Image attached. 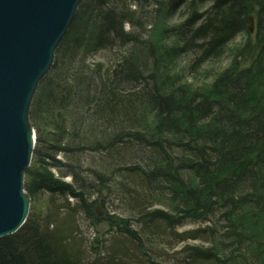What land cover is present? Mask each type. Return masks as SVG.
Listing matches in <instances>:
<instances>
[{"label": "trees", "instance_id": "16d2710c", "mask_svg": "<svg viewBox=\"0 0 264 264\" xmlns=\"http://www.w3.org/2000/svg\"><path fill=\"white\" fill-rule=\"evenodd\" d=\"M111 1L119 9L129 6L130 10L119 14L121 16L116 13V8L107 11L109 0H84L80 4L73 25L58 48V53L61 52L57 55L59 70H55L51 81H48V77L41 81L31 121L38 131L37 141L40 144L43 143L42 135L49 139L50 130L61 126L58 129L59 136L56 133L53 138L52 147L55 154L70 152V147L63 141L67 128L58 123L63 124V119H68L66 110L70 107L71 97L83 98L84 94L80 93L83 89L93 100H101L103 87L102 96L107 109L99 118L108 126L116 122L115 125L118 124L122 131L102 147H99L101 140H86L89 146L79 150L100 152L104 151L102 148L112 149L127 141V146L134 143L142 148L149 155L148 162L137 160L134 166L124 167L122 177L127 178L129 185L124 180L123 185H120L121 180L113 182L115 178L108 176V171L99 174L89 170L80 178L72 171L61 172L58 178L52 169L60 168V161L54 156L51 157L53 163H49L42 158H49L46 154L37 152L39 160L34 159V168L26 172L25 190L32 198L30 213L18 232L0 239V264H82L81 249L75 248L79 241L73 236L76 228L74 212L83 210L88 220L94 219L96 209L102 207V197L109 190L111 182L116 189L120 185L119 189L129 197L130 202L127 201L126 206L131 213L136 214V222L140 227L136 231L131 230L129 221L115 222L114 217L110 218L112 227L118 229L117 233L124 229L126 232L123 231V241H117L114 246V256L110 258L109 264H129L125 261L135 259V252L144 251L143 255L146 256L148 250L144 247V238L148 234L144 237L139 228L144 230L147 224L157 228L168 225L173 232L176 225L186 222L203 225L190 231L188 237L184 235L182 240L202 241L209 243L211 248L186 246L184 251H180V254L185 255L184 263L180 264H264V185L259 184V174L264 171V67L261 66L264 63V0H168L169 11L173 13L186 5L213 6L206 15L201 16L194 11V18L187 24L163 31V36L177 32V40L183 45L164 52V56H159L154 45L163 47L158 43L153 44L149 39V30L156 23L152 22L145 28L143 24L133 23L138 10L134 8L143 9L141 3L144 1ZM150 1L147 0L149 5L146 7H151V2L158 0ZM159 5L162 7L153 6L154 13L160 12L161 15L166 7ZM251 15L257 19L255 38L248 34L250 43L236 55L240 61L235 60L210 88L203 91L188 88L187 85H180L181 76L175 75L163 85L155 86L152 93H143L145 85L144 89H141V85L146 80L144 76L150 71L147 58H152L158 68L160 60L176 58L188 52V48H198V52H201L200 64L196 66L200 68L202 62L220 56L236 36L247 32ZM90 23L95 26L91 32L88 31ZM125 24L139 29V37L126 33ZM190 26H193L192 29ZM142 33L147 40L141 39ZM120 36H126L139 46L148 47L144 62L135 60L137 54L128 56L125 52L118 70H104L105 66L93 63L87 74L83 70L86 54L99 49H117L119 45L112 42ZM252 41L255 43L252 44ZM256 46L260 55L252 52ZM121 47L124 50V43ZM76 55L77 61L72 58ZM248 56L250 61L246 59ZM67 62L72 72L59 77L64 70L60 69ZM83 72L90 77L96 73V83H102L103 86H99L100 89L93 85L87 86L83 81L85 76L78 77ZM151 73L148 76L150 79L155 72ZM54 82L59 85L51 86ZM109 86L111 89L107 90ZM50 87L59 94L64 92L68 97L59 98L57 106L60 109L57 107L58 112L54 116L51 109L52 112L56 109V98ZM129 87H136L137 93L134 94ZM82 106L85 107V104ZM137 113L139 118L132 119ZM125 125L129 129L128 134H123ZM120 160L121 157L115 154L112 163L116 170L123 164ZM68 175L74 178L72 185L62 180ZM116 176H120L119 171ZM129 186L134 190L126 189ZM42 194L48 195L46 201ZM71 199L77 203L73 205ZM159 206L165 211L157 209ZM61 215L64 217L61 218ZM224 247L230 248V251L221 258L217 252L224 253ZM119 254L122 260H117ZM152 261L149 260L153 264H163ZM168 264L179 263L172 258Z\"/></svg>", "mask_w": 264, "mask_h": 264}, {"label": "rangeland", "instance_id": "374dc122", "mask_svg": "<svg viewBox=\"0 0 264 264\" xmlns=\"http://www.w3.org/2000/svg\"><path fill=\"white\" fill-rule=\"evenodd\" d=\"M84 0H81L79 5L83 3ZM144 2L141 3V6L143 9L139 8H134L138 9L136 10L135 18L133 19V23L136 24H143L144 28L146 25H151L153 22L155 24L154 28H151V31L149 33V39L152 40L153 44L158 43L160 44L162 48L156 47L154 45V48L158 52L159 56H164V52L169 51L172 48H177V47H183V45L177 40L176 33L177 32H170L169 34H164L162 35L163 31L165 29H173L175 26L180 25V24H187L190 19L194 18V11L197 12L196 14H199L201 16L206 15L213 6V4H202V5H197L195 7H190L189 5H186L184 8L179 10L176 13L170 12L169 9V4L168 0H158L157 2L159 4H162L164 7L168 8L163 11V13L160 12L156 14L154 13V7H162L160 6L157 2H151L152 6H147L149 3L147 0H142ZM115 5L111 0H109L108 5L106 6L107 11L108 10H115L117 9L116 13L123 14L125 10L129 11L130 8L129 6L119 9L118 6H114L113 8H110L111 6ZM120 10V11H119ZM117 16V15H116ZM121 16V15H119ZM200 16V17H201ZM77 16H73V21L71 23V26H68L65 36L68 34L70 31L75 19ZM128 16L125 18L127 19ZM199 19V18H198ZM250 19H253V25L251 24ZM248 30L245 33H241L238 36H236L223 50V53L216 57L213 58L212 60H207L205 62H202V65L200 68H198L196 65L200 64V53L198 52V48H188V52H184L181 55H178L176 58H169V59H162L160 60L158 64V68H156V63L152 58H147L148 66L150 67L149 73H147L144 78L146 80L143 82V85H141V89H144L145 85V90L143 93L151 92L155 86L163 85V83L166 82L168 79L175 78V75H180L182 82H179L180 85H187L186 87L188 88H194V90L199 89L201 91L204 89H208L211 87L215 79L226 69H229L233 63L237 60V52L246 46V44L250 43L248 39H251V37L248 35L250 34L255 38V35L257 34V19L255 16H250L248 19ZM251 25L253 26V29L251 30ZM95 26H92L91 23L88 26V31L91 32V29H93ZM191 29L193 26H190ZM150 27L146 28L149 29ZM125 32L134 34L135 37H139L141 31L137 28H132V26L125 24ZM141 36V39L143 40L144 38L147 40V37ZM110 37H113L111 35ZM127 39V40H124ZM112 43L119 45L117 49H99L96 50L92 53L86 54V60L83 63V70L89 73L91 70V66L93 63L99 64L102 66H105L106 70L107 68H110L111 71H115L116 69L118 70L119 67V62L124 58V55L127 52L130 55L137 54L135 56V60L139 63L144 62V57L147 56L148 53V47L145 45H137L136 43H133L130 41L129 38L126 36H120L116 38ZM124 43V50L121 47V44ZM255 43V41H252V44ZM61 44V43H60ZM60 46V45H59ZM139 46V47H138ZM254 50L252 51L253 54L255 55H260V52L256 47H253ZM191 49V50H190ZM58 48L54 50V57H53V66L50 67L46 75L43 77V79L48 77V81H51L54 79V73L55 70H59L57 68V55L61 52L58 53ZM61 50V48H60ZM139 50V51H138ZM141 52L144 54L142 55ZM83 54V53H82ZM82 54H79L78 56H81ZM156 55V54H154ZM77 55L73 56L75 61H77ZM168 58V56H166ZM248 61H250V56L246 57ZM70 60V59H69ZM263 60V58H261ZM68 61V58H67ZM261 66L264 67V63H261ZM57 68V69H56ZM136 68V67H135ZM153 68V69H152ZM62 73L59 75V77H65L68 72H72V68L69 70L68 67V62L65 63L64 67H62L60 70H62ZM138 70V68H136ZM155 69V70H154ZM66 70V71H65ZM102 70V69H101ZM109 72V74L112 75V72ZM151 71L155 72L153 74V78L150 79L148 76L151 73ZM61 71H57V73H60ZM170 73V74H167ZM98 73V72H97ZM103 73H101L102 76ZM85 76L83 78V81L87 86L93 85L94 88H99V86H103V84H97V76L95 74H91L90 76H87L84 72L79 74L78 77ZM123 74H121V79H122ZM132 79V78H131ZM261 80V79H260ZM47 81V79L45 80ZM44 81V83H45ZM62 81V80H61ZM105 81V78L104 80ZM263 82V81H262ZM55 83V82H54ZM119 84V83H118ZM53 85H59V83L52 84ZM106 85V83H105ZM86 87V85H85ZM52 89V87H50ZM54 88V87H53ZM111 87L107 88V90H110ZM129 89L135 94L137 93L138 89L136 87H129ZM255 90V88H253ZM53 90V89H52ZM103 91L104 88L102 87L101 89V100H93L90 98L91 96L87 93V91H83V89L80 91L81 94L83 95V98H72L69 101L70 102V107H67L66 112L69 113L68 119L65 118L63 119V124L61 122L58 123V125H62V127L67 128V133L66 137L64 138L63 141H65V144L70 147V152L67 153H57L55 154V149L52 147V141L53 138L56 136H59V131L58 129L61 126H55L53 127L50 131V136L49 139L48 137L41 136V140L43 137V143L40 144V142H36V145L33 149V161L32 164L29 165V167L26 169V171L31 170L34 168V159L39 160L40 155L39 154H46L47 157H42L45 158L46 161H49V163H53L51 157H56V160L60 161L58 166L60 168H54L52 169L53 173H55L56 177L60 178L61 172L63 173H68L69 171L74 172L80 177L83 175L87 174L89 170H94V172L103 174V172L108 171V176H113L115 179L113 182L120 181L119 184L123 185L122 180L125 181L126 185H129L127 178L122 177L123 173H125L124 167L128 168L130 166H134L137 160H142L148 162L149 155L145 154L144 150L140 147H138L136 144H130L128 145V142L126 141L125 143H120L117 144L115 147L111 148H102L104 151L100 152H93L91 150H79L80 148H86L85 146H89L88 141L92 142L93 140H101L102 143L99 145V147H102V145H106L109 140L114 139V137H117L121 133V128L118 126V124L115 125L111 122V124L108 126L105 124V121H101L99 116H103V113H105L106 104L105 101L103 100ZM254 94V92H251ZM55 96L56 103H54V106L56 109L52 112L51 109V114L54 116L55 112H58L57 107L59 108L60 106L58 104V100L60 101V97L62 98H68L65 96L64 92L62 94L57 93L56 91L53 90L52 93ZM62 95V96H61ZM221 98V97H220ZM82 99V100H81ZM37 100V93L35 97L31 100V105H30V113L33 110V106H35V102ZM68 99H63L62 101H66ZM43 101V100H42ZM77 101V102H76ZM103 104H101L102 102ZM99 102V103H97ZM101 102V103H100ZM42 106V103H40ZM85 104V107L82 105ZM91 105L88 109L87 107ZM42 108V107H41ZM60 109V108H59ZM87 109V110H86ZM103 109V111L101 110ZM85 110V111H84ZM108 114V113H107ZM107 118L108 116L105 115ZM139 118L138 113L134 114L132 119L137 120ZM117 121V119H116ZM124 121V120H123ZM65 122V123H64ZM125 123V122H124ZM29 125L32 129L36 131L37 137L38 138V131L35 127H33V123L31 120H29ZM122 126V125H121ZM127 125L124 126V128ZM58 127V128H57ZM70 129V130H69ZM57 130V131H56ZM129 129H124L123 134H128ZM62 131H60L61 133ZM247 134V133H246ZM86 140H88L86 142ZM83 141V142H82ZM82 142V143H81ZM91 147V145H90ZM130 148V150H128ZM90 151V152H89ZM126 153H123L125 152ZM37 152L39 154H37ZM115 154L118 155V157H121L120 162L123 164L119 165V169H115V165L112 163V159L115 157ZM142 157V158H139ZM38 164V163H37ZM118 171L120 176L118 175ZM113 173V174H111ZM259 184L262 186L264 185V171L259 174ZM262 175V177H261ZM122 177V178H120ZM261 178L263 180H261ZM64 182L68 184H73L74 178L70 175L64 177L62 179ZM249 180V179H248ZM113 182L110 183L109 190H106L103 197H102V207L96 209V216L92 220H88L89 218L87 215L84 214L83 210H79L77 212H74L75 216V232L73 233V236L76 237V239L79 241L78 244L76 243L75 248L79 249L80 247V257H81V263L82 264H92V263H97V264H109L110 258H113L114 256V246L117 244V241H123L124 237L122 235L124 232H126V229L122 230V232H118V229H115L112 227L111 223L113 221L110 220L113 219L115 222H119V220H127L130 222L129 229L131 230H137L136 228L140 227L138 226L136 220L138 217L136 214L130 212V208L126 206L127 201H129V197L124 195L122 191L119 189L120 185H118V189H116L115 184ZM24 187L26 184V180L23 183ZM117 185V184H116ZM126 189H131L132 191L134 188H129ZM25 193L28 195L27 191L25 190ZM30 200L32 198L28 195ZM43 200L48 199L47 194H42ZM93 200V199H92ZM73 205L77 203L75 199L70 200ZM130 202V201H129ZM31 208V206H30ZM154 209V208H153ZM157 209L164 210L162 207H157ZM71 214V213H70ZM69 215V214H68ZM70 216V215H69ZM64 215H61V218H63ZM188 221V220H187ZM202 224H193L191 222H186L184 225H176L175 228H173V232H171V229H169L168 225L167 226H160L159 228L157 227H152L153 225L147 224L143 229L139 228V231H142V235L145 237V234H148L144 240L145 244L144 247L148 250L146 256L143 255L144 251L140 253L134 254L135 259H129L128 262L129 264H153L149 262V260H153L152 262L156 263H163V264H168L169 260L174 258L175 260H178V263L180 264L181 262L184 263L185 261V255L180 254V251H184V248L186 246H196L201 249H209L211 246L209 243H205L202 241H196V240H182L184 237H188L189 232L192 230H197L199 226L201 227ZM125 228V226H122ZM203 228V227H202ZM215 228V227H214ZM128 230V229H127ZM19 231V230H18ZM17 231V232H18ZM124 231V232H123ZM144 231V234H143ZM147 231V232H145ZM171 232V233H170ZM149 233H155V234H149ZM121 234V235H120ZM139 234V232H138ZM175 234L177 236H175ZM13 235V234H12ZM173 236V239L171 237ZM10 236V235H9ZM182 236V237H181ZM7 237V236H6ZM149 237V238H148ZM153 237V239H152ZM127 242H125L126 244ZM172 246V248H167L168 246ZM145 249V248H144ZM145 249V250H146ZM225 252L224 253H218V256L223 258L225 255L229 254L230 248L224 247ZM152 251V252H151ZM151 253V254H149ZM216 254V255H217ZM153 255V256H152ZM118 256V254L116 255ZM103 259L105 261H103ZM117 260H122L121 254H119V257ZM100 261V262H99ZM103 261V262H102Z\"/></svg>", "mask_w": 264, "mask_h": 264}, {"label": "water", "instance_id": "95a60500", "mask_svg": "<svg viewBox=\"0 0 264 264\" xmlns=\"http://www.w3.org/2000/svg\"><path fill=\"white\" fill-rule=\"evenodd\" d=\"M80 1L0 0V238L15 234L28 218L23 179L33 144L26 107Z\"/></svg>", "mask_w": 264, "mask_h": 264}, {"label": "bare ground", "instance_id": "6f19581e", "mask_svg": "<svg viewBox=\"0 0 264 264\" xmlns=\"http://www.w3.org/2000/svg\"><path fill=\"white\" fill-rule=\"evenodd\" d=\"M79 6L80 5H78V7H76V9H75V11L74 12H72V13H74V15L72 14V16H71V20H70V22H69V26H71V23H72V21H73V16H76L77 15V13H78V8H79ZM64 37H65V34H63V36L58 40V42H57V44H55V46H56V49L57 48H59V45H60V43L63 41V39H64ZM51 66H53V63L51 62ZM50 66V67H51ZM46 75V74H45ZM44 75V76H45ZM44 76H42L41 77V79H39V81L35 84V86H34V91L35 92H33L32 94H31V96L29 97V100H32L34 97H35V95H36V93L37 92H39V89H40V87H41V81L43 80V77ZM31 102V101H30ZM30 105H31V103H29L28 102V106L26 107L27 109H26V113H25V118H24V120H26L28 123H29V120H31V115H29V113H30ZM31 131H32V136H31V138H32V144H33V149H34V147H35V145H36V142H37V134H36V131L34 130V129H31ZM33 149H32V151H33ZM32 161H33V157L30 159V165L32 164ZM26 172L27 171H25V173H24V179H23V182H25V180H26ZM23 189H24V193H25V187L23 186ZM25 195H27L26 193H25ZM27 198H28V200H29V202H30V206H31V203H32V200H30V198L28 197V195H27ZM30 213V212H29ZM29 216V215H28ZM28 219V218H27ZM27 221V220H26ZM24 226V225H23ZM2 238H4V237H2ZM2 238H0V239H2Z\"/></svg>", "mask_w": 264, "mask_h": 264}]
</instances>
